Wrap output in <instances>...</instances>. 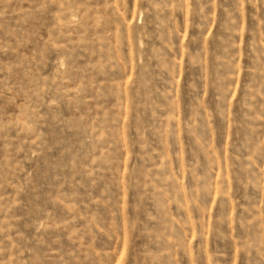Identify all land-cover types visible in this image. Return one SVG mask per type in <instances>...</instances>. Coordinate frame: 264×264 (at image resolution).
Listing matches in <instances>:
<instances>
[{"label":"rangeland","instance_id":"obj_1","mask_svg":"<svg viewBox=\"0 0 264 264\" xmlns=\"http://www.w3.org/2000/svg\"><path fill=\"white\" fill-rule=\"evenodd\" d=\"M0 264H264V0H0Z\"/></svg>","mask_w":264,"mask_h":264}]
</instances>
